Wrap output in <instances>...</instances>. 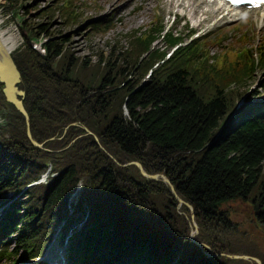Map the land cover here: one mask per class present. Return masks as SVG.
Masks as SVG:
<instances>
[{"label": "trees", "instance_id": "trees-1", "mask_svg": "<svg viewBox=\"0 0 264 264\" xmlns=\"http://www.w3.org/2000/svg\"><path fill=\"white\" fill-rule=\"evenodd\" d=\"M23 1L9 0L26 6ZM54 1L39 15L51 19L58 11L63 24L78 21L75 0L72 8ZM42 33L55 35L41 19L26 20L23 41L11 52L28 125L0 82L7 120L0 129V196L48 167L57 174L28 188L10 209L18 247L41 252L79 183L73 207L88 217L72 241L73 264H223L237 226L222 207L234 198L250 202L264 226V117H254L261 109L251 105L221 127L252 64L198 66L187 48L164 59V52L149 50L150 33L134 38L131 32L128 47L114 42L109 56L93 62L76 55L65 35L49 40L45 54L33 50L29 35ZM27 126L41 146L32 144ZM132 160L149 174H164L182 201L169 183L125 164Z\"/></svg>", "mask_w": 264, "mask_h": 264}, {"label": "rangeland", "instance_id": "rangeland-1", "mask_svg": "<svg viewBox=\"0 0 264 264\" xmlns=\"http://www.w3.org/2000/svg\"><path fill=\"white\" fill-rule=\"evenodd\" d=\"M58 1V0H56ZM24 5H19L18 7H13V2H9V0H0V26L2 28L13 27L15 29V24L11 18L10 8H14L17 12L16 17L19 14H25L27 20L36 21L41 19L43 22L48 24V28L53 31L56 35L66 36L68 38V42L71 48L75 51V54L81 57H87L88 60L93 62L97 61L99 58V54H102L103 57L109 56L111 54V50L114 48L113 44L117 45V48L122 44L123 47H126L128 44L126 42V38L123 34L126 32H131L135 28H137V35H142L145 29L147 31L148 26L159 24V27L162 25L165 28L169 27L175 34H179L181 36H185L187 32V27L194 26V20L189 19L186 15L180 13L182 11L181 8L174 6L173 8L169 6L165 0H75L74 11L76 12V18L78 21H74L72 25L63 24L62 16L58 11L54 13L51 19L43 18V15H39L44 11V8L49 6H53L55 4L54 0H24ZM34 3L35 8L29 9V13L26 12L27 8H30V4ZM59 2V1H58ZM74 2L69 0L66 8H72V4ZM120 5V7H118ZM201 5L200 7H202ZM200 9H198L199 12ZM10 15V16H9ZM107 16L112 22L108 29L98 30V31H90L88 29V23L94 17L97 16ZM9 16V17H8ZM174 16V21L172 20ZM84 18L87 21H84ZM101 22L104 21L100 20ZM263 21V20H262ZM105 22V21H104ZM206 22L204 20L200 25H203ZM196 29L198 26H195ZM131 30V31H130ZM218 33L223 31L221 34L220 40H213V43L209 45L208 52L212 53L216 51L218 48H223L229 45H244L246 50L249 53H254L255 51H260L259 48L262 47L264 50V26H261V21L250 20L247 22H243L238 28L232 29L229 27H221L216 29ZM17 32V31H16ZM157 34L160 36L161 31L158 30ZM19 35V44L21 42V34ZM56 35V36H57ZM240 35L245 38V43L241 44L238 42L240 39ZM156 37L155 40L151 43V48L157 49H165L166 43L162 40V37ZM18 44V45H19ZM17 45V46H18ZM256 45L258 47L256 48ZM117 51V50H116ZM258 74V78L261 77V82L256 83L254 89L251 91L259 92L260 94L264 93V90L260 87L264 83V67H258V70L254 72L252 80L255 78V75ZM148 73H145L142 80L148 78ZM165 182V181H163ZM166 183V182H165ZM80 184V183H79ZM82 186L78 185L76 187L75 192L71 195L73 200L79 193H81ZM16 192L3 193L0 198L3 200L7 199L11 195H15ZM18 199H23L26 196V192H19ZM79 198V196H78ZM166 198L164 197L162 201H157L158 204L163 205L165 203ZM227 209L229 212L230 218L234 221L237 226V229L232 238H235L234 247L232 252L223 253L225 255H237V254H247L252 256L253 258H224L221 262L223 264H232V259H235L239 264H262V260H264V226L258 223L255 219V210L250 204V202L234 198L223 203V207ZM69 212H59L60 213V222L55 223L53 231H56L55 241L58 243V247L62 248L61 253L65 256H69L67 258L72 260V246L69 249H64L67 244L63 243L65 238V234L70 236L73 241V237L76 232L80 230L83 226L85 217L82 212L75 211L72 212V207H70ZM59 213L57 215H59ZM70 216V218H69ZM69 218V219H68ZM68 220V221H67ZM67 221V222H66ZM70 221H73L69 223ZM260 224V225H259ZM196 229L192 228V230L198 229L197 224ZM64 231V235L62 238L59 236V232ZM190 231V239L195 240V233L191 236ZM231 234V232L227 233ZM192 237V238H191ZM53 242V240H51ZM198 242V241H196ZM239 251V252H238ZM70 254V255H68ZM228 256V255H227ZM28 261L30 264L36 263L33 259H25L23 261L16 262V264H24ZM172 263L174 260H171ZM254 261V262H253ZM28 262L26 264H28ZM71 262V261H70ZM0 264H8L7 261L0 260ZM69 264V263H67Z\"/></svg>", "mask_w": 264, "mask_h": 264}, {"label": "water", "instance_id": "water-1", "mask_svg": "<svg viewBox=\"0 0 264 264\" xmlns=\"http://www.w3.org/2000/svg\"><path fill=\"white\" fill-rule=\"evenodd\" d=\"M20 81H21L20 72L13 60V57L11 55V50H8L7 48L3 47L0 42V82L3 84L2 92L5 95L6 100L12 103L16 107V109L24 115L26 123H28V113L22 102L24 90L21 88H18V83ZM27 135L30 138V141L34 145H37V146L41 145L40 143H38L36 140H34L31 137V133L28 127H27ZM128 163L136 164L138 168L140 169L141 173L145 176L152 177V178L159 177V175L156 173L155 174L147 173L138 161H131ZM160 177L162 181L169 182L168 178L164 174H161ZM170 189H171V192L174 194V196L177 197L180 201H182V199L177 195L172 184H170ZM194 233H195V230H192L191 236H193ZM229 256L234 257V258H238V257L239 258H248V257L253 258L252 256L247 255V254H237V255L229 254Z\"/></svg>", "mask_w": 264, "mask_h": 264}, {"label": "bare ground", "instance_id": "bare-ground-1", "mask_svg": "<svg viewBox=\"0 0 264 264\" xmlns=\"http://www.w3.org/2000/svg\"><path fill=\"white\" fill-rule=\"evenodd\" d=\"M166 1L169 5H173L176 4V1L179 0H166ZM194 1H197L198 3L207 4L211 8L216 6L213 5L212 3H209L207 0H180L179 6L181 7V9L184 10L185 13L188 12L194 13L195 12V8L193 6ZM225 9L228 13L234 10L233 8H225ZM206 12L207 11L204 10L203 14L205 15ZM205 18L207 17L205 16ZM198 20L200 21V19ZM0 42L3 47L7 48L8 50H12L19 44V35L13 27L2 28L0 26ZM54 254L56 255V257L59 258V260H61L60 248L57 245H51L47 250V257L49 256V260L51 262L55 261ZM59 263L61 264L60 261Z\"/></svg>", "mask_w": 264, "mask_h": 264}]
</instances>
